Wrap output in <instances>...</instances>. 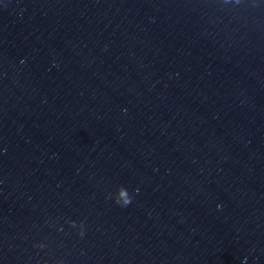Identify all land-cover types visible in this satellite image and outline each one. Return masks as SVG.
Returning a JSON list of instances; mask_svg holds the SVG:
<instances>
[{
  "label": "water",
  "instance_id": "95a60500",
  "mask_svg": "<svg viewBox=\"0 0 264 264\" xmlns=\"http://www.w3.org/2000/svg\"><path fill=\"white\" fill-rule=\"evenodd\" d=\"M0 264H264V0H0Z\"/></svg>",
  "mask_w": 264,
  "mask_h": 264
},
{
  "label": "clouds",
  "instance_id": "9594fccd",
  "mask_svg": "<svg viewBox=\"0 0 264 264\" xmlns=\"http://www.w3.org/2000/svg\"><path fill=\"white\" fill-rule=\"evenodd\" d=\"M116 202H118V203H120V204H127V203H129V198H125V199H123V200H119V199H117Z\"/></svg>",
  "mask_w": 264,
  "mask_h": 264
}]
</instances>
